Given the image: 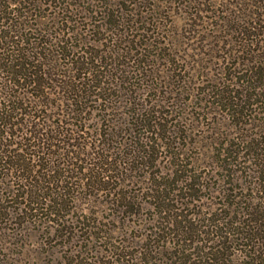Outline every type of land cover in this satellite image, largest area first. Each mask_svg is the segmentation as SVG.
Wrapping results in <instances>:
<instances>
[{"label": "rangeland", "instance_id": "obj_1", "mask_svg": "<svg viewBox=\"0 0 264 264\" xmlns=\"http://www.w3.org/2000/svg\"><path fill=\"white\" fill-rule=\"evenodd\" d=\"M260 1L4 2L7 8L0 11V25L20 37L22 49L30 50L35 39L46 40V27H51L54 37L55 31L63 28L62 24L54 26V19H67L71 24L68 27L77 29L79 37L66 34L65 38L71 36L69 45H77L81 51L86 48L105 55L126 46L125 52L121 51L116 59L109 58L106 64H123L120 67L127 74V91L139 98V108L152 109L160 104L164 114L172 112L164 120L169 131L166 141L158 140V134L136 128L139 136H135L124 127L109 137L100 136L109 129V121L103 120L108 112L101 106L99 112L87 114L88 127L79 134L78 141L102 143V148L112 154L111 176L82 189L69 185L60 208V217L65 218L57 217L62 223L59 228L55 219L52 229L48 219L42 217L36 224L28 216L21 219L19 228L10 226L0 264H184L189 256L195 264H204L205 258L197 256L199 249L208 247L212 238L216 244L222 241L215 232H208L216 230L219 234L225 225L222 220L230 219L227 215L234 212V207L240 222L246 221L241 214L250 205H258L264 217V178L259 175L264 164L261 170L253 159L255 155L264 159V100L260 103L261 98L249 96L256 82L254 70L250 78V61L245 60L243 66L242 58L228 60L229 51L238 49L242 36L239 29L248 41L264 39V0ZM258 4L263 8L259 10ZM110 19L117 21L115 27L109 25ZM39 20L45 22V28L36 26ZM112 32L122 34L117 37L118 46L116 37L108 40L114 36ZM148 36H155L151 40L154 46L141 47ZM84 42L88 43L85 48L81 45ZM252 48L260 55L254 59L255 65L262 61L264 65V40L254 42ZM63 67L58 72L64 74ZM27 88L21 86L20 92ZM50 91L59 94L55 87ZM178 93L181 95L176 98ZM118 99L120 94L113 95V100ZM114 108L111 118L121 121L122 104ZM23 118L18 122L26 121ZM26 130L24 122L16 126L14 134L22 135ZM163 134L160 132V137ZM19 141L14 139V143ZM63 152L68 155L67 150ZM174 152L183 162L170 178L173 166L168 155ZM133 157L135 160L128 164ZM70 162L86 167L81 157ZM249 186L256 188L250 192ZM249 192L255 200L245 203ZM227 202L234 206L226 208ZM253 232L251 246H260L264 257V218L254 225ZM244 250L249 251L248 247ZM237 260L232 264H247L248 258Z\"/></svg>", "mask_w": 264, "mask_h": 264}, {"label": "trees", "instance_id": "obj_2", "mask_svg": "<svg viewBox=\"0 0 264 264\" xmlns=\"http://www.w3.org/2000/svg\"><path fill=\"white\" fill-rule=\"evenodd\" d=\"M6 1L10 0H0V11L7 8L4 6ZM22 1L11 0V2L19 4ZM257 8L262 9V4H258ZM7 19L11 18L8 16ZM53 22L54 26L63 25V28L59 29L60 31H55L54 37H51L49 29L51 27L45 28L43 25L44 21L39 20L36 23L37 27L43 25L50 38L47 36L46 40L35 39L31 42L33 47L30 50L20 48V37L11 30L7 32L0 25V256L7 244L5 237L8 236L6 231L11 230L10 226L19 228L22 224L21 219L28 216L34 223L36 220L41 221L42 217L45 220L48 219L49 227L52 229H54L52 224H55L53 223L55 219L57 228H59L62 223L57 220V217L59 218L61 215L60 208L65 204L64 197L68 193L69 185L82 189L89 186L91 182L101 184L111 176L113 171L111 165L114 164L112 154L102 148V143L88 145L78 141L79 134L88 127L87 121L90 118H85L87 114L93 115L99 112L101 106L104 111L108 112L109 115H105L103 120L107 119L110 122H107L109 129L107 133H102L100 136L109 137L117 129L124 127L135 136H139L140 131H145L152 135L158 134V140H169L167 135L169 131L164 120H167V116L172 111H167V114H164L160 104L154 105L153 110L147 108L148 106L146 109L139 108L136 104L139 98L130 96L127 91V76H125L127 74H124L125 70L120 67L123 64L114 66L107 65L105 62L109 58L116 59V55H119L121 51L125 52L126 46H119L117 51L114 49L105 55H100L95 50L93 52L86 51L84 46H88V43L84 42L81 45L85 50L81 51V47L69 45L68 38L71 39V36L65 38L66 34L74 36L75 39L79 37L76 36L79 34L77 29L68 27L71 24L67 23V19H54ZM109 25L115 27L117 21L110 19ZM261 26L264 27L262 24ZM237 32L242 35L240 43L237 42L238 49L236 51L233 49L229 51L228 60L232 57L236 61L242 58L240 64L243 66L246 61H250L251 65H248L251 67L250 78L251 70H254L253 75H256V82L253 84V88H249L252 90L249 96L259 97L262 99L260 103H263L264 65H262L263 61H260V65H255L254 59L260 55L257 56L258 49L252 48V45L254 42L260 44L264 39L259 37L248 41L244 37L242 29ZM112 33L114 36L109 37L108 40L116 37L115 44L118 46L117 37H121L122 34ZM154 38L155 36L153 38L148 36L144 38L146 41L143 45L137 44L141 47L149 45L153 47L154 42L151 43V40ZM121 40L126 43V39L121 38ZM134 42L131 40L132 44ZM104 53L105 51H103ZM29 57L30 62L27 61ZM44 60L46 62H43ZM141 60L147 63V60ZM61 62L63 65L60 64ZM60 66L66 68L64 74L58 72ZM95 81L96 83H94ZM21 86L28 87L24 93L20 92ZM217 86L215 85L216 88ZM51 87L57 88L59 94L55 96L50 91ZM116 93L120 94V99L115 101L113 95ZM180 95L178 93L176 98H179ZM92 103H96V106L94 107ZM167 103H169L168 100ZM116 104H122L121 121H114L110 116L111 111L115 110ZM157 106L159 107L157 108ZM231 115L234 116V114ZM47 116L49 117L47 118ZM152 116L156 119L153 120ZM20 117H24L22 121L24 119L26 121L18 122ZM24 122L27 128L26 132L22 135H15L16 126L18 128ZM101 128L102 125H100ZM160 132L164 133L162 137H160ZM15 138L20 140L19 143H14ZM107 140L111 141L112 139L108 138ZM63 150H67L68 155ZM261 150L264 152V149ZM78 157L86 162V167L82 165L76 167V163L70 162L77 161ZM168 158L173 166L170 168L168 176L172 178L175 175V169L179 167L183 159L177 152L170 153ZM253 159L256 167L263 170L260 166L264 164V159L260 155L257 157L255 155ZM134 160L135 157L128 164ZM18 172L22 174L18 175ZM259 175L264 178V171H259ZM56 176L58 178L55 179ZM250 186L248 190L253 192L252 189L256 187L250 188ZM19 189L22 191L21 194L18 193ZM250 192L249 199L245 203L251 199L255 200ZM224 206L229 209L234 205L227 202ZM250 206L247 207L245 214H241L246 216V221H239L236 215L239 211H236L234 207V212L227 215L228 218L230 216V219L222 220L228 228L222 225L219 234L216 230L208 232L212 235L215 232L218 238H222V241L220 240L221 242L218 241L216 244L212 238L208 247L199 249L200 253L197 256L205 258L204 264H232L238 261V257L248 258L247 264H264V257L261 254L263 251L260 246H251L255 239L254 225L264 217L259 213L258 205L252 206L249 211ZM62 217L65 218V215H62L60 219ZM38 223L36 221V224ZM190 228L192 229V227ZM244 240L250 241L244 242ZM245 247L249 249L247 253H244ZM72 264H75L74 261ZM184 264L195 263L189 256L184 259Z\"/></svg>", "mask_w": 264, "mask_h": 264}]
</instances>
